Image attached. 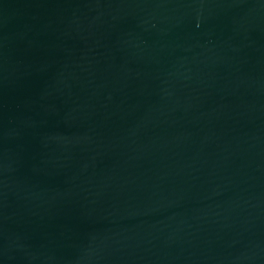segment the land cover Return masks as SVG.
<instances>
[{
	"label": "water",
	"instance_id": "95a60500",
	"mask_svg": "<svg viewBox=\"0 0 264 264\" xmlns=\"http://www.w3.org/2000/svg\"><path fill=\"white\" fill-rule=\"evenodd\" d=\"M0 264H264V0H0Z\"/></svg>",
	"mask_w": 264,
	"mask_h": 264
}]
</instances>
